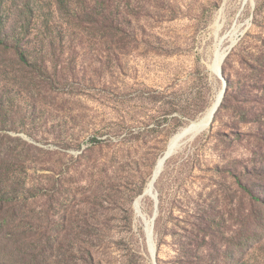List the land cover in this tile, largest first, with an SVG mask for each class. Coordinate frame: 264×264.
I'll use <instances>...</instances> for the list:
<instances>
[{
	"label": "rangeland",
	"instance_id": "obj_1",
	"mask_svg": "<svg viewBox=\"0 0 264 264\" xmlns=\"http://www.w3.org/2000/svg\"><path fill=\"white\" fill-rule=\"evenodd\" d=\"M243 2L133 0L123 36L80 38L46 72L17 67L25 86L0 77V198L22 226L57 234L58 262L153 264L134 205L175 136L214 105L218 44L239 28L222 107L155 184L156 261L264 264L237 183L264 162V0ZM141 207L152 219L154 199Z\"/></svg>",
	"mask_w": 264,
	"mask_h": 264
},
{
	"label": "trees",
	"instance_id": "obj_2",
	"mask_svg": "<svg viewBox=\"0 0 264 264\" xmlns=\"http://www.w3.org/2000/svg\"><path fill=\"white\" fill-rule=\"evenodd\" d=\"M131 1L0 0V77H13L16 84L25 86L17 67L19 70L35 67L46 72L48 56L56 50L62 53L80 38L95 33L112 39L123 36ZM247 176L249 179H237L249 206L242 221L257 235L254 245L262 249L264 162L253 165ZM3 187L1 191L8 189ZM12 203L13 199L0 198V264H62L58 262L57 234L22 226V222H17L16 211L5 210ZM31 235L38 238V243L31 240Z\"/></svg>",
	"mask_w": 264,
	"mask_h": 264
},
{
	"label": "bare ground",
	"instance_id": "obj_3",
	"mask_svg": "<svg viewBox=\"0 0 264 264\" xmlns=\"http://www.w3.org/2000/svg\"><path fill=\"white\" fill-rule=\"evenodd\" d=\"M249 0H244L243 2V8L247 5ZM224 17V9L222 10L220 16L218 17L217 19V34L221 31L223 25H222V19ZM230 39L233 44L236 43L238 40H239V28H236L234 31L230 32L229 34H227L223 39H221L219 41V44H218V48H217V51H216V58H215V62L214 64L212 65V67L214 68V70H216L217 72H220L221 68L223 67V59L224 57L226 56L227 54V51L225 52L224 49H223V44L224 42L227 40V39ZM222 95H223V91H221L214 103V105L212 106V108L204 115L202 116L198 121H195L193 122L190 126L186 127L185 129H183L181 132H180V135L176 138H174L169 146V149L173 150L175 148H178V149H181V147L187 143V142H191L195 136L198 134V132L200 130H202L205 126H207L210 121L212 120V117L214 116L215 114V111L217 110V108L219 107L221 101H222ZM208 129V128H207ZM206 129V130H207ZM205 132V131H204ZM202 134V133H201ZM168 149V151H169ZM167 151V152H168ZM167 154V153H166ZM166 154L165 156L159 161V164L157 166V169L155 171V174H154V177L153 179L151 180L148 188H147V192L149 193V197L153 198V195L151 193V188H152V185L155 186L156 182L155 181V176L156 174L159 173L160 169L162 168L164 162H165V157H166ZM154 199V198H153ZM141 203L142 201H140V198L137 200L136 204L134 205L135 207V211H136V214L138 216H141L142 218L145 217L142 213V207H141ZM146 222L150 221V220H147V218L145 219Z\"/></svg>",
	"mask_w": 264,
	"mask_h": 264
},
{
	"label": "water",
	"instance_id": "obj_4",
	"mask_svg": "<svg viewBox=\"0 0 264 264\" xmlns=\"http://www.w3.org/2000/svg\"><path fill=\"white\" fill-rule=\"evenodd\" d=\"M236 43H234L233 46L230 49H228L227 54H226V56L223 59V64L225 63L227 57L229 56V53H230L231 49L235 46ZM212 72L218 79H220V80H222L224 82L223 89H222V91H223L222 101H221L219 107L217 108V110L215 111V114L212 117V120L210 121V123L207 126H205L202 130H200L193 140H195L199 135H201V133L206 131V129L211 126V124L213 123V121L215 119L216 113L222 107V105H223V103L225 101L227 92H228V83H227V81L225 80V77H224L223 67L221 68L220 72H217L212 67ZM179 135H180V133L178 135H176L175 138L178 137ZM179 151H180V149H178V148H175L173 150L169 149V151L166 154L165 162H164L162 168L160 169L159 173L156 174V176H155V181H157L159 179V177L163 174L167 162L171 158H173ZM150 191H151V193L153 195V198H154V201H155V205H156V209H155L154 216H153V218L150 221L146 222V220H145L146 217H143V220L145 222V231H146V236H147L148 248H149V251H150V256H151V259L153 261V264H157V261H156V244H155V239H154V228H155V221H156V218L158 216V204H159V202H158V196H157V193L155 191V186L154 185H152V188H151ZM148 195H149V193L147 191H145V193L140 197V201L144 200L146 197H148Z\"/></svg>",
	"mask_w": 264,
	"mask_h": 264
}]
</instances>
